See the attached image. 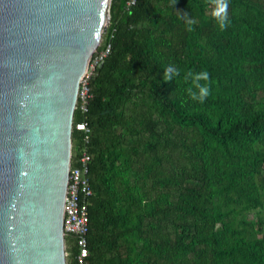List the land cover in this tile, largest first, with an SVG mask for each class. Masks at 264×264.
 <instances>
[{
  "label": "trees",
  "instance_id": "1",
  "mask_svg": "<svg viewBox=\"0 0 264 264\" xmlns=\"http://www.w3.org/2000/svg\"><path fill=\"white\" fill-rule=\"evenodd\" d=\"M131 1L110 2L111 50L74 117L73 166L91 155L87 264H264V0H228L223 31L210 0ZM202 71L204 103L184 80ZM66 251L77 264L70 235Z\"/></svg>",
  "mask_w": 264,
  "mask_h": 264
},
{
  "label": "water",
  "instance_id": "2",
  "mask_svg": "<svg viewBox=\"0 0 264 264\" xmlns=\"http://www.w3.org/2000/svg\"><path fill=\"white\" fill-rule=\"evenodd\" d=\"M110 0H0V264H68L80 82Z\"/></svg>",
  "mask_w": 264,
  "mask_h": 264
},
{
  "label": "built area",
  "instance_id": "3",
  "mask_svg": "<svg viewBox=\"0 0 264 264\" xmlns=\"http://www.w3.org/2000/svg\"><path fill=\"white\" fill-rule=\"evenodd\" d=\"M135 0L129 4H133ZM111 45H107L102 50H98L93 54L88 68L81 79L79 99L77 108L83 113L88 112L89 102L92 97L90 81L93 77L96 67L100 65L105 57L110 53ZM77 128L90 132L86 122L76 124ZM86 142H90V137L86 136ZM91 155L85 148L79 158V165L73 166V156L70 169V177L67 187V193L64 205V231L65 235H70L76 239L79 254L77 264H87V258L90 256V248L88 243V233L90 230L89 218V199L93 195V189L90 185L88 172Z\"/></svg>",
  "mask_w": 264,
  "mask_h": 264
},
{
  "label": "clouds",
  "instance_id": "4",
  "mask_svg": "<svg viewBox=\"0 0 264 264\" xmlns=\"http://www.w3.org/2000/svg\"><path fill=\"white\" fill-rule=\"evenodd\" d=\"M210 3L214 5L212 11V16L218 24L220 30H225L229 26V17H228V0H210ZM175 4H173L174 6ZM187 24V30L189 32L193 31V25L196 21L189 17L188 14L181 15L180 17ZM180 75L179 70L175 67H168L165 69L163 79L168 82L172 81L174 77ZM191 80L190 86L186 89L188 96L193 101H198L204 103L207 97L211 94L210 84L207 83L210 81V74L207 71H202L198 73L187 72L184 76V80L187 82ZM201 81L206 83L201 84ZM198 90V91H197Z\"/></svg>",
  "mask_w": 264,
  "mask_h": 264
},
{
  "label": "rangeland",
  "instance_id": "5",
  "mask_svg": "<svg viewBox=\"0 0 264 264\" xmlns=\"http://www.w3.org/2000/svg\"><path fill=\"white\" fill-rule=\"evenodd\" d=\"M110 2H111V0H110ZM110 5V4H109ZM107 25H108V23H107Z\"/></svg>",
  "mask_w": 264,
  "mask_h": 264
}]
</instances>
